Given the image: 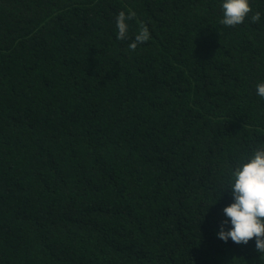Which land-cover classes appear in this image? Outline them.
Masks as SVG:
<instances>
[{"label": "trees", "instance_id": "obj_1", "mask_svg": "<svg viewBox=\"0 0 264 264\" xmlns=\"http://www.w3.org/2000/svg\"><path fill=\"white\" fill-rule=\"evenodd\" d=\"M249 2L226 27L223 0H0V264H264L217 235L264 148Z\"/></svg>", "mask_w": 264, "mask_h": 264}, {"label": "clouds", "instance_id": "obj_2", "mask_svg": "<svg viewBox=\"0 0 264 264\" xmlns=\"http://www.w3.org/2000/svg\"><path fill=\"white\" fill-rule=\"evenodd\" d=\"M223 18L220 23L226 27L242 24L252 13L249 0H223ZM136 13L129 10L126 14L120 11L116 17L117 39H128L129 25L127 21L134 19ZM261 14L251 15L253 23L259 22ZM150 39L146 25H142L133 42L128 45L130 51H135L138 45ZM259 97L264 99V83L256 86ZM229 185L233 203L223 209L227 218L221 222L218 238L227 242L247 245L255 238L256 251L264 255V148L256 149L247 162L238 165L231 174ZM231 223V228L225 230V225Z\"/></svg>", "mask_w": 264, "mask_h": 264}]
</instances>
